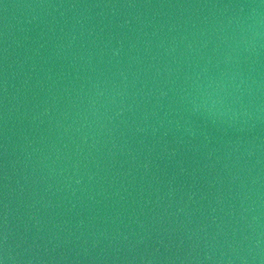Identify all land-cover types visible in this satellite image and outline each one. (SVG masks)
<instances>
[{"label": "water", "instance_id": "95a60500", "mask_svg": "<svg viewBox=\"0 0 264 264\" xmlns=\"http://www.w3.org/2000/svg\"><path fill=\"white\" fill-rule=\"evenodd\" d=\"M0 264H264V0H0Z\"/></svg>", "mask_w": 264, "mask_h": 264}]
</instances>
